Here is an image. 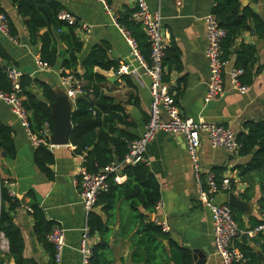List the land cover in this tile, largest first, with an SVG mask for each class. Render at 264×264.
<instances>
[{
    "label": "crops",
    "instance_id": "crops-1",
    "mask_svg": "<svg viewBox=\"0 0 264 264\" xmlns=\"http://www.w3.org/2000/svg\"><path fill=\"white\" fill-rule=\"evenodd\" d=\"M55 1L61 9L68 11L76 18V33L83 43L82 50L77 54L78 73L82 72V62L90 49L103 42L109 45V58L117 61L119 67L128 64L133 70V73L123 74L112 69L94 68L95 72L105 77L102 83L103 92L124 106L132 120L136 122L132 130L133 134L136 137L140 136L148 121L151 102L150 80L131 55L130 47L121 30L123 26L118 22V19H122L125 14H132L136 9L137 0H110L107 8L100 0ZM144 1L151 10H157L161 14L165 45L167 46L170 40H173L180 50V70L165 65L163 76L183 116L194 121L202 120L229 126L236 135L243 131L244 122L257 121L264 117V38H258L253 27L240 34L235 41L233 54L225 62L223 94L206 103L204 93L209 71L205 56L206 38L203 18L211 12L213 0ZM240 2L242 5V0ZM0 5L7 14L14 31L13 35L0 32V46L9 56L8 61L0 58V65L3 66V63H6L3 67L15 65L22 75L43 81L50 85L52 90L63 88L60 82L61 62L65 53L62 43L58 40L59 57L55 65L43 67L37 63L39 41L30 42L24 18L19 15L10 0H0ZM247 5L264 21V0H247ZM44 31H46L45 27L40 28L38 34ZM52 33L57 39L58 30L52 28ZM241 42L251 43L256 48L253 80L248 84L247 92L237 91L228 77V72L235 68V54ZM59 50L63 51V55H59ZM28 89L41 96V89L35 82L31 83ZM71 108L73 109L72 105ZM0 120L13 131L16 156L13 159L4 158L3 170L13 182L12 186H7L9 192L21 202L20 206L12 212V216L14 224L21 232L23 256L35 259L38 264L52 262L49 252L38 241L33 230V218L28 207L36 205L43 210L47 219L64 229L65 244L61 264H79L80 230L86 220L78 180L81 157L73 153L74 147L70 143L52 146L49 142L54 156L52 165L54 178L49 180L34 162L37 145L29 137V131L13 113L11 107L1 100ZM145 156L146 164L159 184L160 198L164 204L155 215L168 224L170 237L180 246L189 248L191 252L197 249L203 253L206 257L204 264H221L213 249L211 215L208 208L198 200L199 185L194 177L183 135L158 131L147 144ZM198 157L203 172L215 173L213 169H216L219 177L230 178L231 189L216 193L214 201L218 204L227 203L229 193L237 195L247 205L245 211L231 206L234 209L233 214L238 217L237 223L242 231L250 229L259 219V213L263 207L260 202V199L264 197L261 189L263 181L261 172L255 170L241 174L238 166L243 165L249 156L232 154L221 147L213 148L204 136L198 149ZM125 180L126 176L123 181ZM92 210L97 211L103 219L105 218L98 207L94 206ZM138 210L144 214L147 213L141 207H138ZM150 215L152 216V213ZM113 222L110 240L115 264H132L129 259L128 236L136 230L137 226L134 224L128 206L122 200L117 202ZM122 229H127L129 234L127 235V232L123 234ZM114 230L117 233L116 237L112 238ZM97 240L96 234L91 235L93 244ZM233 245L239 249L249 248L256 257V261L252 264H264V235L250 237L241 232L233 240ZM7 254V241L1 233L0 259L4 258L3 263L15 264Z\"/></svg>",
    "mask_w": 264,
    "mask_h": 264
},
{
    "label": "trees",
    "instance_id": "trees-1",
    "mask_svg": "<svg viewBox=\"0 0 264 264\" xmlns=\"http://www.w3.org/2000/svg\"><path fill=\"white\" fill-rule=\"evenodd\" d=\"M20 16L24 18V25L31 43L39 41V59L48 66L55 65L58 59V40L64 46L61 68L72 73L81 83L83 95L76 98L71 113L72 130L69 143L73 145V153L82 156V165L89 172L103 169L113 160H122L127 153L128 144L136 138L132 130L136 122L124 106L107 95L102 90L105 77L94 71L95 67L103 70L118 71L119 63L108 56L109 45L99 43L94 45L82 62V72H77V54L82 50L83 43L78 37L77 24H67L58 19L61 6L55 0H10ZM109 4L110 0H106ZM0 11H3L0 5ZM211 12L216 16L226 34L221 42L222 59L226 62L233 54L236 39L243 31L253 27L258 38H264V21L249 6H241L240 0H213ZM131 13L118 19L120 25L128 30L137 43L142 57L148 61L150 46L141 25L130 18ZM46 28L38 34L40 28ZM52 28L58 30V37L52 33ZM9 33L14 34L12 25ZM0 58L8 61L9 56L0 46ZM256 62V48L251 43L241 42L235 54L234 67L242 69L238 81L248 85L253 80V69ZM163 65L180 70V50L177 44L170 40L165 48ZM6 67L0 65V89L10 90V82L5 73ZM65 73L62 72L61 75ZM163 81L165 77L163 76ZM35 82L41 89L39 97L28 88ZM22 103L28 113L29 130L38 138H45V143H39L34 152V162L47 179L54 178L52 165L54 156L49 146V140L43 135L44 126L49 133L54 127V118L50 104L55 101V95L50 85L43 81L33 80L28 75L21 76ZM242 144L239 155L249 156V159L238 166L241 174L259 171L263 176L261 189L264 193V117L257 121H246L243 131L237 135ZM4 152V156H2ZM16 150L13 142V131L0 120V233L7 241L9 258L15 264H38L33 258L23 256V240L19 228L14 224L12 212L21 202L9 192L5 181L11 177L3 170L4 158L13 159ZM217 179L218 170L213 169ZM220 170V169H219ZM126 180L117 183L109 177L108 189L98 195L95 207H98L105 218L95 210L87 214V225L90 235L98 236L92 245L91 261L93 264H115L111 251L110 236L113 229V213L117 202L122 200L129 208L131 217L137 228L129 236V259L132 264H193L192 252L189 248L180 246L154 223L151 213L155 204L161 199L159 184L146 163L127 164L122 168ZM231 189V187H230ZM229 189V190H230ZM264 208V197L260 199ZM141 207L147 213L138 210ZM232 208V207H231ZM33 230L39 242L47 249L52 260L54 246L47 240V234L55 226L54 221L46 218L43 210L32 205ZM232 211L234 209L232 208ZM238 222V217L233 214ZM256 220L251 227L256 225ZM123 234L129 231L122 229ZM125 235V236H127ZM248 262L254 263L256 257L247 247L240 248ZM4 258L0 259V264Z\"/></svg>",
    "mask_w": 264,
    "mask_h": 264
},
{
    "label": "built area",
    "instance_id": "built-area-1",
    "mask_svg": "<svg viewBox=\"0 0 264 264\" xmlns=\"http://www.w3.org/2000/svg\"><path fill=\"white\" fill-rule=\"evenodd\" d=\"M100 1L107 8L106 0ZM57 17L67 24L76 23V18L63 9L58 12ZM131 18L142 26L150 46L149 59L146 61L139 52L136 41L131 33L125 28H121L126 43L130 47L131 55L150 80L149 91L151 102L149 105L148 121L143 133L129 142L127 153L122 160H113L97 172H89L82 164L79 166L80 196L86 219L87 214L93 209L98 195L108 189L109 177H112L113 181L121 183L125 177L122 173L124 165H133L139 162L146 163L145 152L147 144L158 131L178 133L184 137L186 152L192 164L195 180L199 185L198 200L203 206L208 208L211 215L214 253L220 259L221 264H252L248 262L244 252L233 245V240L241 232L250 237L264 235V208L259 213L258 223L250 229L242 231L233 217L231 206L228 203L218 204L214 201L216 193L223 190L229 191L231 187L230 178L223 176L217 179L213 171L203 172L198 157V149L203 136L211 147H221L232 154L239 153L242 144L237 140L235 131L229 126L202 120L194 121L181 114L174 95L169 92L167 84L163 81V57L166 45L162 34V17L160 12L151 10L144 0H137L136 9L132 12ZM203 21L206 38L205 56L209 71L204 101L208 103L219 98L224 92L225 61L222 59L221 42L226 31L220 26L218 19L212 12L206 14ZM9 25L7 14L4 11H0V32L8 34ZM37 63L43 67H49L40 59ZM62 72L65 74L61 75ZM118 72L129 74L133 73V70L128 64H123L119 67ZM5 73L10 82V90L3 91L0 89V100L11 107L13 113L29 131V137L36 145L45 143V138H38L29 130L28 113L23 106V98L20 95L22 76L20 69L15 65H10L6 67ZM241 73L242 69L232 68L228 72V77L237 91L247 92L249 86L243 85L238 81V76ZM60 77V82L66 91V96L70 100L71 105L74 106L76 98L84 93L81 83L72 73L63 68L60 69ZM46 125L43 135L49 137L50 133L48 129L46 130ZM80 157L83 160L82 156ZM5 184L6 186H12L13 182L5 181ZM163 205V201L160 199L154 206L151 218L154 223L161 226L162 230L168 232V224L158 219L155 215L157 211L163 208ZM28 211L32 213V207H28ZM47 240L54 246V256L51 264H61L62 250L65 244L64 229L60 226L53 227L47 234ZM92 245L91 235L85 220L80 230L78 244L79 264H93L91 261Z\"/></svg>",
    "mask_w": 264,
    "mask_h": 264
},
{
    "label": "water",
    "instance_id": "water-1",
    "mask_svg": "<svg viewBox=\"0 0 264 264\" xmlns=\"http://www.w3.org/2000/svg\"><path fill=\"white\" fill-rule=\"evenodd\" d=\"M247 0H242V7L246 6ZM59 55H63V51L59 50ZM6 63H3V66ZM55 101L50 104L51 112L54 118V127L49 135V142L52 146H63L69 144V136L72 130L71 113L72 108L63 88L53 89ZM137 119V117H134ZM4 156V152H2ZM230 206L245 211L247 203L240 200L234 193H229L228 202ZM117 231L114 230L112 238L116 237ZM205 255L197 249L192 250V259L194 264H204Z\"/></svg>",
    "mask_w": 264,
    "mask_h": 264
}]
</instances>
